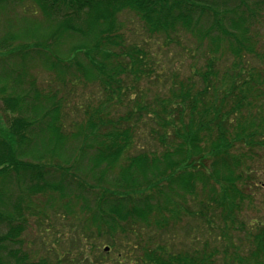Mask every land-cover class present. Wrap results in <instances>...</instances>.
Masks as SVG:
<instances>
[{"label":"trees","instance_id":"obj_1","mask_svg":"<svg viewBox=\"0 0 264 264\" xmlns=\"http://www.w3.org/2000/svg\"><path fill=\"white\" fill-rule=\"evenodd\" d=\"M38 2L50 32L36 42L52 52L11 53L22 62L9 66L10 75L0 65L2 110L11 114L0 133V264H61L59 258L52 263L31 258L21 238L32 199L52 194L51 203L47 200L51 208L56 199L69 216L87 213L80 230L84 239L103 233L111 249L115 245L110 238L118 232L128 238L137 225L169 231L188 216L199 218L210 231L217 229L216 239L228 245L211 253L207 243L191 249L138 246L141 258L132 262L125 257L129 264H214L215 253L224 256L223 264H264V228L244 233L253 244L245 245V253L240 252L244 240L234 241L227 233L242 204L250 200L243 187L254 173L242 164L252 159L255 149L264 148V101H258L264 97V51L259 55L253 47L251 33L264 0ZM125 10L137 16L149 37L163 35L172 43L183 33L200 44L207 41L203 67L182 80L174 78L165 91L150 94L149 87H139L143 78L153 83L159 74L146 49L126 44L118 21ZM65 36L77 42L60 52L57 44ZM16 38L4 35L0 48ZM78 54L86 62H75ZM226 54L231 55L228 64ZM248 54L258 66L248 65ZM28 55L36 56L63 84L101 86L104 98L84 110L87 120L72 137L59 125L62 109L69 105L58 90L40 91L32 78L28 80ZM116 102L126 112L114 117L110 111ZM141 126L148 128L154 147L132 152ZM239 145L240 153H234ZM209 160L212 166L206 171ZM189 198L197 210L186 206ZM77 248L66 264H93L92 250Z\"/></svg>","mask_w":264,"mask_h":264},{"label":"rangeland","instance_id":"obj_2","mask_svg":"<svg viewBox=\"0 0 264 264\" xmlns=\"http://www.w3.org/2000/svg\"><path fill=\"white\" fill-rule=\"evenodd\" d=\"M2 3L5 5H0V41L4 35L8 34L18 37L7 48H0V65L3 68L5 67V72H8L10 75L11 69L9 66L13 63L22 62L18 54L12 56L10 55L11 53L21 52L22 54H26L29 51V54H36L38 51L35 50L37 49L43 53L52 52L50 51V47H43L36 42L41 40L43 34H48L50 28L47 21L41 19L38 10L34 7L19 5L11 1L7 4L4 1ZM260 13L261 15L255 21H252L251 26V33H254L253 37L255 39L253 47L257 49L259 55L264 51V10ZM118 21L123 24L126 44H136L146 49L147 53H149V61L153 67V71L159 74V79L153 83L144 78L138 83L139 87H149L150 94L153 91H165V86L168 88L171 82H175L174 78L182 80L189 76L193 69L203 67V58L207 54V41H203L200 44V40L183 33L175 37L172 43H169L168 39L166 40L163 35L149 37L143 31L142 24L139 22L137 16L128 10L119 13ZM76 42V38L65 36L58 42L57 46L60 52H65ZM22 43L29 48H23ZM247 56L245 59L250 61L248 65H259L256 64L257 59H252V54H248ZM27 57H29L26 61V65L29 67L27 73L28 80L32 78L35 81L36 88L38 90L41 89L40 91L48 92L49 89L52 91L58 90V96L69 105L68 108L66 106L63 107V114L59 125L64 135L69 138L72 137L76 133L75 128L87 120L84 110L87 107L90 108L91 106L92 108L96 106L98 101L104 98L101 86L97 83L78 81L75 82V86H71L69 82L63 84L58 81L53 73L41 66L40 61L35 58L36 56L28 55ZM230 57V54H226V64L231 62ZM75 62H86L83 54H78ZM26 87V84H24V88ZM262 93H264V86ZM258 101L263 102L264 97ZM2 107L3 104L0 100V133L5 131L3 123L7 125L8 119L11 116L9 112L2 110ZM125 112V106L120 105L118 107L117 102L112 104L110 111L112 116L117 117V115L124 114ZM34 128L32 131H34ZM134 142L133 148L135 149H132V152L139 148H153L155 144L151 139L148 128L145 127H142L139 135L135 136ZM72 143L73 140H70L67 142V146L72 145ZM237 148L233 152L239 154V149L243 147L239 145ZM195 165L199 166L198 160L195 161ZM205 166V170L210 171V167L212 166L211 161L209 160ZM242 167L250 168L251 173H254L253 179L248 181V185L243 187L244 195L249 196L250 200H245L246 202L242 204L240 212L237 214L236 219H234L235 224L233 227L230 226L231 229H228L227 233L232 236L234 241L238 239L244 240L241 241L240 252L245 253L247 249L245 245L248 244L252 247L253 244L250 240H245L244 233L249 231L253 233L256 228L257 230L264 228V186L262 185L264 183V148L255 149L252 159L246 160L242 164ZM112 176V173L108 174V178H112ZM92 181L89 180V182ZM52 195L55 196V194ZM52 195L49 198L39 196L32 199L31 214L26 219V228L21 237L25 244L24 249L35 260L41 257L52 263L55 262L56 258H59L61 264H66L72 261L74 252L78 251L77 246H84V248L92 250L91 260L93 264H127L128 259L125 257H129L132 262H136V260L141 258L138 246L173 244L175 249L179 248V246L184 249H191L194 246H202L204 243H207L208 248L205 249L210 248L211 251L209 250V253L212 250L228 248L227 243H223L224 239L220 237L216 239L213 232L219 233L217 229L210 231L203 223L197 221L199 218L188 216L187 218L183 217L169 231L168 227H165L163 230V228L158 229L154 225H137L133 227L136 229L134 231L137 232L130 234L128 238L118 232L113 238L109 237L114 241L115 247L113 249L110 248L109 251H104V247H110V245L109 243L106 244L109 239L102 237L103 233L83 238L84 234L80 230L87 213L81 212L77 213V216H69L59 206L56 199H54V203L56 204H53L51 208L47 204V200H50ZM51 201L52 199L50 203ZM186 206L191 211L197 210L194 199L189 198ZM239 221L244 222V225L240 224ZM218 222V225H214L221 228L223 223ZM92 231L94 232V230ZM194 237L196 239L193 242ZM134 245H137V247L134 248ZM213 246H218V248L215 249ZM223 257V255L216 253L212 255L214 264H223Z\"/></svg>","mask_w":264,"mask_h":264},{"label":"flooded vegetation","instance_id":"obj_3","mask_svg":"<svg viewBox=\"0 0 264 264\" xmlns=\"http://www.w3.org/2000/svg\"><path fill=\"white\" fill-rule=\"evenodd\" d=\"M12 3H18L19 5H30L34 8H39V2L38 0H10ZM9 0L6 1L7 3H10ZM0 4H3L2 1H0Z\"/></svg>","mask_w":264,"mask_h":264},{"label":"water","instance_id":"obj_4","mask_svg":"<svg viewBox=\"0 0 264 264\" xmlns=\"http://www.w3.org/2000/svg\"><path fill=\"white\" fill-rule=\"evenodd\" d=\"M262 185L264 186V183ZM105 250H108V247H105Z\"/></svg>","mask_w":264,"mask_h":264},{"label":"bare ground","instance_id":"obj_5","mask_svg":"<svg viewBox=\"0 0 264 264\" xmlns=\"http://www.w3.org/2000/svg\"><path fill=\"white\" fill-rule=\"evenodd\" d=\"M104 251H109V249L108 250H105V248H104Z\"/></svg>","mask_w":264,"mask_h":264}]
</instances>
